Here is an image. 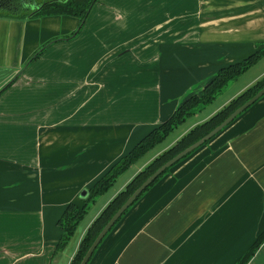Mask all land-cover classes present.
<instances>
[{
  "label": "crops",
  "instance_id": "obj_1",
  "mask_svg": "<svg viewBox=\"0 0 264 264\" xmlns=\"http://www.w3.org/2000/svg\"><path fill=\"white\" fill-rule=\"evenodd\" d=\"M89 10L74 34L73 14L0 15V88L13 79L0 93V264H69L145 161L98 194L74 246L55 251L64 207L81 205L218 67L264 47V0H96ZM128 207L88 264L234 263L264 229V95ZM254 253L245 264H264V241Z\"/></svg>",
  "mask_w": 264,
  "mask_h": 264
},
{
  "label": "trees",
  "instance_id": "obj_2",
  "mask_svg": "<svg viewBox=\"0 0 264 264\" xmlns=\"http://www.w3.org/2000/svg\"><path fill=\"white\" fill-rule=\"evenodd\" d=\"M95 1L96 0H51L50 2L46 3L44 6H42L38 10H35L34 12H28L24 10H18L17 12L16 9H13L10 11L1 12L0 15L6 14L16 17H25L34 14H73L79 18L77 28L73 32L74 34L80 31L81 26L84 24L85 18L90 11L89 9ZM48 43L50 42H47L45 45L37 49L32 55L31 59L36 58V56L47 45H49ZM263 55L264 47L257 48L242 59L235 60L229 64L218 67L217 71L215 72L216 74L211 79H209L208 82L203 86V91L200 96H198V94H190L186 96L185 99L178 106H176V109L169 115L167 119L160 122L158 125L154 126L153 129H151L145 135L140 137L137 140V143L128 152L121 155L119 160L114 162L99 179H97L93 184L89 186L87 190L88 195L85 197L84 202L81 205H78L75 202L68 203L57 219V225H59L61 232L56 241L57 243L55 244V251L63 248L68 244L70 238L73 236V233L77 227V223L87 211L89 203L94 200L98 194L103 193L105 189H107L115 181V179L120 175L122 171H124L134 162H136L141 155H143L147 150L152 148L156 143L161 142L162 139H164L170 131H172L180 122L186 119L187 115L191 114L192 109L196 107L198 103H204L203 105H205L211 102L214 98L218 96L220 92L223 91L224 87H226L230 82L234 81L235 78L241 75L243 71H245L248 67H250L251 64L257 61ZM12 81L13 79L4 83L3 86L0 88V93ZM263 85L264 75L260 79L256 80L249 87H247L245 90L238 93L228 102L223 104V106L220 107L216 112H214L207 118L203 119L201 122L195 124L189 130H187L186 133L181 135L174 144H171L170 147L159 153V155L155 156V158L144 168L138 170L136 175L133 176L122 187V189H120V191L116 193L106 203L104 208L92 219L90 225L87 227L86 231L80 238L79 244L71 257L72 259L69 264H78L80 262L82 255L90 246L93 238L105 225L106 221L119 208L122 202L134 191L138 184H140L147 176H149L155 168L170 159L172 155L185 148L188 144L196 141L204 133L218 125L223 118H225L229 113H231L237 106H239V104L251 97V95L258 91ZM169 168L170 167H167L165 170H163L161 174L154 179V181H156L163 174H165V172ZM154 181L148 186H146L143 191L138 195V197L144 191H146V189L151 186ZM116 222L117 220L113 223L111 228L115 225ZM110 229L108 231H110ZM108 231L106 232V234L108 233ZM102 239L101 242L103 241ZM263 241L264 229H262L258 234H256L255 240L232 264H245L255 254V250ZM101 242L93 250L91 256L93 255L97 247L101 244ZM90 260L91 258L89 259V261ZM89 261L87 262V264L89 263Z\"/></svg>",
  "mask_w": 264,
  "mask_h": 264
},
{
  "label": "rangeland",
  "instance_id": "obj_3",
  "mask_svg": "<svg viewBox=\"0 0 264 264\" xmlns=\"http://www.w3.org/2000/svg\"><path fill=\"white\" fill-rule=\"evenodd\" d=\"M10 10H13V8H8L6 6L0 7V13L5 12V11H10ZM16 10H17V12H18V10L23 11V9H21V8H18ZM262 70H264V55L261 58H259L257 61H255L253 64H251L250 67H248L245 71H243V73L241 75H239L237 78H235L234 81L230 82L226 87H224L223 91L218 94L216 99L212 103L207 105V110L209 111L211 108L216 106L222 99H224L227 96H229L230 94H232L234 92V90L236 88H238L240 85H243L244 83L248 82V84H246L244 86V90H245L247 87H249L251 84H253L256 80L260 79L264 75V71H263V73H261ZM258 73H260V75H258L255 78V76ZM202 91H203V89H202ZM202 91L200 93H191V94H198V96H200ZM242 91H240V92H242ZM203 104L204 103H198L196 105V107H194L192 109L191 114L187 115L186 119H184V121L180 122L172 131H170L169 134L164 139H162L161 142L156 143L152 148H150L143 155H141L137 159V161L134 162L136 164H134V163H133V165L131 164L122 173L121 178L119 180H117L111 188L118 186L121 179L124 178L125 176L129 175V173L135 169L138 162H141L142 160H144L145 161L144 164L141 165V167L138 170L144 168L147 164H149L155 158V156L159 155V153H161L162 151H164L165 149L170 147L171 144H174L179 139V137L181 135L185 134L187 130H189L191 127H193L195 124L191 125L189 128L186 129V131H184L182 134H180V131L182 129H184L189 122H191L193 119H195L196 117H199L203 114V113L198 112L199 110H201L204 107ZM197 123H199V122H197ZM136 173H134V176L136 175ZM109 193L110 192H108L106 195H108ZM105 196H102L101 199H104ZM100 200H98V202H96L94 204V206L90 207L88 214L86 215V218L89 217L91 212H93L95 209H97L98 205L101 203ZM85 220H86L85 218L83 220H80L79 225L82 226L83 222ZM74 238L72 240L73 242H70L68 244L70 248L72 246H74V244L76 243V239L74 240ZM67 249H68V247H67Z\"/></svg>",
  "mask_w": 264,
  "mask_h": 264
},
{
  "label": "water",
  "instance_id": "obj_4",
  "mask_svg": "<svg viewBox=\"0 0 264 264\" xmlns=\"http://www.w3.org/2000/svg\"><path fill=\"white\" fill-rule=\"evenodd\" d=\"M264 95V85L260 87L258 91L251 95L248 99L243 101L239 106H237L231 113H229L225 118H223L218 125L204 133L201 137H199L196 141L188 144L185 148L178 151L174 155L170 157L167 161L159 165L154 171L147 176L138 186L134 189V191L122 202L119 208L110 216V218L106 221L105 225L101 228V230L97 233V235L93 238L90 246L87 248L85 253L82 255V258L78 264H87L89 259L91 258V254L96 246L101 242V239L105 236L106 232L111 228L113 223L120 218L122 213L131 205L137 198L138 195L143 191V189L148 186L150 183L154 181L156 177H158L163 170L167 167H170L172 164L185 157L187 153L191 152L193 149L202 145L206 140L213 137L215 134L219 133L221 129L226 127L235 117L251 106V103L259 99Z\"/></svg>",
  "mask_w": 264,
  "mask_h": 264
},
{
  "label": "flooded vegetation",
  "instance_id": "obj_5",
  "mask_svg": "<svg viewBox=\"0 0 264 264\" xmlns=\"http://www.w3.org/2000/svg\"><path fill=\"white\" fill-rule=\"evenodd\" d=\"M50 1L51 0H0V7L6 6L13 9L21 8L24 11L34 12Z\"/></svg>",
  "mask_w": 264,
  "mask_h": 264
}]
</instances>
